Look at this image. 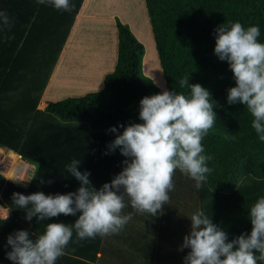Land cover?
Instances as JSON below:
<instances>
[{
    "label": "trees",
    "instance_id": "1",
    "mask_svg": "<svg viewBox=\"0 0 264 264\" xmlns=\"http://www.w3.org/2000/svg\"><path fill=\"white\" fill-rule=\"evenodd\" d=\"M82 2L69 0L72 10L63 11L37 0H0V12H7L11 20L10 27L0 23V149L12 151L34 166L25 187L0 175V207L9 214L0 222V264H12L7 259L10 234L26 230L35 239L46 224H72L79 215L26 221L25 211L13 204L12 194L76 192L80 184L66 171L73 159H80L79 170L90 173L96 189L110 183L127 158L120 155L119 148L109 151L115 134L108 130L142 123L138 118L140 100L159 94L141 72L143 46L116 19L115 63L103 77L101 89L37 109ZM143 3L165 90L188 94L189 89L181 88L179 80L189 75V84L207 89L216 104L217 120L202 140V154L211 157L205 188L213 194L237 193L244 202V189L238 187L241 180H264V142L251 127L253 117L247 108L227 103V90L235 81L227 62L213 54L214 30L229 21L239 22L245 29L258 26V42L264 43V0ZM122 131V127L118 129ZM173 184L169 202L158 215L138 213L125 198L122 215L132 218L120 232L78 240L73 231L64 253L95 264H108L106 259L111 264H184L190 250L178 249L190 231L188 218L198 210L199 189L179 170L173 175ZM119 256L124 257L117 261Z\"/></svg>",
    "mask_w": 264,
    "mask_h": 264
},
{
    "label": "clouds",
    "instance_id": "2",
    "mask_svg": "<svg viewBox=\"0 0 264 264\" xmlns=\"http://www.w3.org/2000/svg\"><path fill=\"white\" fill-rule=\"evenodd\" d=\"M37 2L48 3L57 10H72L69 0ZM0 23L11 26L7 12H0ZM214 31L213 54L219 61L227 62L235 81V86L227 90V103L247 108L253 117L251 127L264 142V43L258 42L260 29L258 26L245 29L241 23L229 21ZM179 85L189 89L188 94L164 90L144 97L139 102L138 118L142 123L108 130L115 134L109 151L119 148L120 155L127 158L122 162V171L110 183L96 189L89 180L90 173L79 170L80 159H73L66 171L80 184L76 192L12 194L13 204L25 211L26 221L79 213L72 224H46L43 234L35 239L26 230L10 234L7 259L12 264H55L64 255L73 231L78 240L120 232L132 218L131 214L122 215L125 198L138 213L158 215L169 202L176 170L194 180L197 189L206 182L211 157L202 154V140L217 120L216 104L207 89L198 83L189 84V75L181 78ZM121 127L123 131L118 132ZM7 219L8 214L0 222ZM188 219L190 231L178 249L190 250L184 264L264 262V196H259L248 210L250 233H241L231 241L203 208Z\"/></svg>",
    "mask_w": 264,
    "mask_h": 264
},
{
    "label": "crops",
    "instance_id": "3",
    "mask_svg": "<svg viewBox=\"0 0 264 264\" xmlns=\"http://www.w3.org/2000/svg\"><path fill=\"white\" fill-rule=\"evenodd\" d=\"M92 2L93 0H89L88 2L85 3L82 2L83 8L80 6L75 16L72 27L70 28L68 36L57 58L56 64L48 79L45 90L37 105L38 110L44 109L47 103L58 101L56 100L58 99V97H60L59 100L63 99L62 97L75 98V97L83 96L84 94L90 92L100 90L102 87L103 77L113 70L115 63L116 48L114 53V47H113V54L111 55V33L103 37L101 34H99L101 30L99 24H104L106 20H111L112 18L115 21L118 18L117 16L111 17L107 13H99L96 11L92 12V8H91ZM111 2H112L111 0H107V4H111ZM92 13L94 15H92ZM123 15L124 13H119L118 16L123 17ZM92 21L99 23V24L94 23L98 25L99 29L92 30V26H93ZM119 22L123 24V22L121 21ZM114 28H115V23H114ZM130 31L131 33H133L131 28ZM115 33H116V29H115ZM89 35H91V37L87 41L90 47H94V45H92L93 42L96 43L97 40L99 41L96 50L88 49L87 53H85L84 52L85 47L81 50L79 45L81 46L80 42L84 39V37L88 38ZM103 45H105L106 48H104ZM102 48H104L105 51H102ZM87 56L97 58V59L89 58L93 61L94 68H98V72L96 75L89 76V78H92L90 79V81L93 84H88L86 88L78 91H67L69 93L64 92L63 94H55L53 98H51L53 95H46V90L49 89L50 85L52 84L53 81L52 78L59 69V66L63 67L64 69L66 68L70 69L71 67L75 66V63H73V66L71 65V63L75 60L72 59V57H75L79 62L81 60V57H83V59L85 60V57ZM99 60L101 64L97 63ZM102 63L103 66L101 67ZM39 106H43V107L40 108ZM6 153L7 154L3 156V158L5 160L6 159L9 160V162L6 165H4L3 163L1 164L0 167L1 173L2 176H4L5 180H11V179L14 180V177L17 178L15 174L18 173L19 171L16 168L20 167V171L21 172L23 171L25 173L28 165H26L25 162L23 163L22 160L20 161V158L15 153L11 151ZM0 154H2L1 151ZM18 179L19 180L21 179V181L24 180L21 176H19ZM25 184L26 182L18 183V185L22 187H25ZM237 196H238L237 193H233L230 195L213 194L210 193L205 187L201 186L199 188L198 209L203 208V210L210 215L212 222L217 226H219L220 228L222 227V229L228 234L229 241L236 238L241 233H247V229L245 230V228H243V222L246 219L245 215L248 214L243 211L241 207L242 202H240V199H238ZM227 204H229V206H227ZM223 206L225 207L222 208ZM6 214H8V210L4 207H0V218L4 217ZM249 227H251V224L249 225ZM99 255L100 253L97 252L96 257H99ZM123 257L124 256L121 257L119 256V258H117L116 260L119 261V259ZM106 262L108 264H111L110 259H106ZM55 264H95V263H90L80 258L73 257L64 253L63 256L59 257L56 260ZM262 264H264V262H262Z\"/></svg>",
    "mask_w": 264,
    "mask_h": 264
},
{
    "label": "rangeland",
    "instance_id": "4",
    "mask_svg": "<svg viewBox=\"0 0 264 264\" xmlns=\"http://www.w3.org/2000/svg\"><path fill=\"white\" fill-rule=\"evenodd\" d=\"M88 1L89 0H83V3ZM83 3L81 4L82 8H83ZM91 8H92V12L96 11L99 13H107L111 17L117 16V18L119 19V20L117 19L118 21H121L123 22V24H126L129 30L130 28L132 29L133 32L132 34L134 35L135 39L143 46L144 53L141 61V72L143 73V75H145L152 81V83L159 90V93L164 91L165 90L164 82L158 65L143 0H112L111 4H107V0H93V2L91 3ZM119 13H124L123 17L118 16ZM92 15L94 14L92 13ZM94 23L97 22L92 21V25H93L92 30L99 29L100 27L101 30L99 34H101L103 37L111 33V55H112L113 47H114V53L116 48V33L114 28V23H115L114 19L112 18L111 20H106L104 24L97 23L100 25L99 27L97 24ZM90 37L91 35H89L88 38L84 37V39L80 42L81 46L79 45L81 50L85 47L84 48L85 53H87L88 49L96 50L98 45L99 40H97L96 43L93 42L92 45H94V47H90L87 41L88 39H90ZM103 47L106 48L105 45H103ZM104 48H102V51H105ZM89 58L97 59L94 57L87 56L85 57V60L83 59V57H81V60L78 62L75 57H72V59L75 60L71 63V65L73 66V63H75V66L71 67L70 69L68 68L64 69L63 67L59 66V69L52 78L53 80L52 84L50 85L49 89L46 90V95H53L51 97L53 98L55 94H63L64 92L67 91H78L86 88L88 84H93L90 81V79L92 78H89V76L96 75L98 72V68H94L93 61ZM97 63L99 64L100 60ZM102 66L103 63L101 67ZM59 99L60 97H58V99L56 100ZM39 107L41 108L43 106H39ZM25 164L28 165V167L25 171L24 174L25 176L22 177L24 180H22L21 182V179L20 180L18 179V176L20 175L17 174L16 175L17 178L14 177V180L11 179L10 181H13L14 183L17 184L25 183L31 177V173L33 171L34 166L29 163H25ZM16 169L20 170V167H17ZM262 181L254 180L250 177H245L241 180V182L238 185L240 191L244 189V191H242V194L244 195V202H242L243 206L241 207L243 211L245 210V213L247 214L253 202L259 196H264V180ZM202 186L205 187L204 183L202 184ZM246 192H248V194ZM227 206H229V204H227ZM224 207L225 206H223L222 208ZM245 216L246 219L243 222V228H245V230L247 229V233H250L251 227H249L250 222L248 220V215Z\"/></svg>",
    "mask_w": 264,
    "mask_h": 264
},
{
    "label": "bare ground",
    "instance_id": "5",
    "mask_svg": "<svg viewBox=\"0 0 264 264\" xmlns=\"http://www.w3.org/2000/svg\"><path fill=\"white\" fill-rule=\"evenodd\" d=\"M7 152H10V151L8 150ZM11 152H12V151H11ZM6 154H7V153H6ZM6 154H4V156H5ZM16 157H17V156H16ZM8 158H9V157H8ZM10 159H11V158H10ZM4 160H5V159H4ZM4 160H3L2 163H3L4 165H6V164L9 162V160H7V159H6L5 161H4ZM10 161H12V160H10ZM20 161H21V160H20ZM23 163H24V162H23ZM15 164H16V163H15ZM0 167H1V166H0ZM12 171H13V170H12ZM0 174L2 175V173H1V169H0ZM17 174H19L21 177L25 176V175H24L25 173H24L23 171L21 172L20 170L18 171V173L15 174V176H16ZM18 177H19V176H18Z\"/></svg>",
    "mask_w": 264,
    "mask_h": 264
},
{
    "label": "built area",
    "instance_id": "6",
    "mask_svg": "<svg viewBox=\"0 0 264 264\" xmlns=\"http://www.w3.org/2000/svg\"><path fill=\"white\" fill-rule=\"evenodd\" d=\"M0 151L2 152V154H0V166H1V164H2V162H3V160H4V158H3V156H4V154H6V152H7V150H5V149H0ZM2 156V157H1ZM28 181V180H27ZM26 181V182H27ZM22 182V181H21Z\"/></svg>",
    "mask_w": 264,
    "mask_h": 264
},
{
    "label": "water",
    "instance_id": "7",
    "mask_svg": "<svg viewBox=\"0 0 264 264\" xmlns=\"http://www.w3.org/2000/svg\"><path fill=\"white\" fill-rule=\"evenodd\" d=\"M18 156V155H17ZM18 157H20V156H18Z\"/></svg>",
    "mask_w": 264,
    "mask_h": 264
}]
</instances>
